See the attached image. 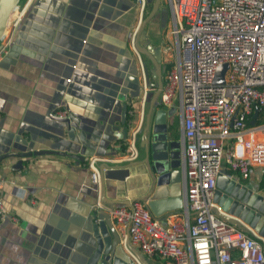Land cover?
<instances>
[{"label":"crops","instance_id":"crops-1","mask_svg":"<svg viewBox=\"0 0 264 264\" xmlns=\"http://www.w3.org/2000/svg\"><path fill=\"white\" fill-rule=\"evenodd\" d=\"M20 5L25 11L17 25L14 20L9 25V53L0 62V206L6 210L0 218V264H83L94 241V207L107 212L130 199L149 203L157 187L144 165L123 181L105 178L98 186L89 164L97 159L99 170L145 157L143 128L154 96L142 97L139 57L130 42L144 18L133 0H22ZM150 24L146 39L165 72L173 59L166 50L171 35H155L158 21ZM126 102L134 105L130 137L139 130L133 161L127 160L129 139L123 138ZM64 109L76 119L70 126L53 117ZM173 122L182 138L177 110ZM223 173L264 195V166L247 180L225 166ZM130 245L131 258L135 253L148 264H165Z\"/></svg>","mask_w":264,"mask_h":264},{"label":"built area","instance_id":"built-area-1","mask_svg":"<svg viewBox=\"0 0 264 264\" xmlns=\"http://www.w3.org/2000/svg\"><path fill=\"white\" fill-rule=\"evenodd\" d=\"M137 2L143 16L148 0ZM168 3L172 40L166 50L173 59L162 78L159 103L175 108L181 117L183 207L164 220L142 199L108 207L107 212L126 248L136 245L165 264H264V241L221 218L222 208L215 201L224 166L244 180L264 166V0ZM25 8L17 12L14 25ZM138 28L131 35L132 47L139 57L146 100L153 87L135 47ZM9 40L4 34L0 62L9 52ZM223 64H228L226 82L219 85L215 78ZM58 114L67 116L68 111ZM138 131L128 141L129 161L138 158ZM89 164L92 181L100 186L97 159ZM5 216L0 206V218Z\"/></svg>","mask_w":264,"mask_h":264},{"label":"water","instance_id":"water-1","mask_svg":"<svg viewBox=\"0 0 264 264\" xmlns=\"http://www.w3.org/2000/svg\"><path fill=\"white\" fill-rule=\"evenodd\" d=\"M21 1L0 0V42L8 27L11 14L20 6ZM160 2L161 0H156L152 11L140 22L135 40L136 49L152 58L159 76L158 85L153 86L155 91L149 93V96H154V100L143 128L142 147L145 150V157L137 163L106 164L99 169L102 184V179L105 178L123 181L130 175L132 168L144 165L149 176L154 177L157 182L154 193L149 197L148 205L158 218L167 212L183 207L182 140L177 137L173 122L176 110L175 108L168 110L160 107L156 102L163 85L162 59L154 46L150 44L142 46L140 43V41L146 40L147 30L144 29V26L156 15ZM227 70L228 64L219 67L215 78L216 84L222 85L226 82ZM132 107L134 105L128 102L123 105L122 124L127 126L123 130L124 140L129 139L131 128L136 125L134 117H132L134 113L131 114ZM257 114L258 112L255 116ZM53 117L68 126L73 120H76L74 115L69 113L67 116H60L58 111ZM215 201L222 208V212L218 211L221 218L248 233L257 234V237L264 241V195L247 184L221 173L217 181ZM94 211L97 215L93 224L94 241L91 245V252L84 255L83 264H148L143 257H139L135 253L136 259L131 258L128 251L133 252V248L130 244L127 248L122 244L119 231L112 224L108 212L97 206L94 207Z\"/></svg>","mask_w":264,"mask_h":264},{"label":"rangeland","instance_id":"rangeland-1","mask_svg":"<svg viewBox=\"0 0 264 264\" xmlns=\"http://www.w3.org/2000/svg\"><path fill=\"white\" fill-rule=\"evenodd\" d=\"M155 1L156 0H148L146 10L143 14V18L147 17L148 14L152 11ZM154 19L158 21V24H156L155 29H154V34L162 38L168 37L167 35L170 32L171 27H172L171 11H170L168 0H161L158 12L153 18L150 19V21L152 22ZM150 21H148L146 25L144 26V29L148 30L149 32H150L151 26L153 27V25L150 24L151 23ZM162 25H165V27L163 28ZM171 40H172V37H171ZM167 41L168 43L170 42L169 39H167ZM130 42L132 46V36L130 37ZM140 43L142 46H146L148 44V40L146 39V40L140 41ZM141 54H142V59L146 64V70H147L148 77H149V84L153 83L154 84L153 86L156 87L159 83V79L158 78L153 79L152 77L156 71L155 64L153 61L150 60L151 58L146 53L141 52ZM162 72H164L163 68H162ZM165 74H166L165 72L162 74L163 79L165 77ZM157 99L160 102V95H158Z\"/></svg>","mask_w":264,"mask_h":264},{"label":"bare ground","instance_id":"bare-ground-1","mask_svg":"<svg viewBox=\"0 0 264 264\" xmlns=\"http://www.w3.org/2000/svg\"><path fill=\"white\" fill-rule=\"evenodd\" d=\"M16 14H17V10L13 11V13L11 14V17H10V20H9V23H8V27H7L6 31H5V34L8 31L9 25H10L11 21L14 19V17L16 16Z\"/></svg>","mask_w":264,"mask_h":264}]
</instances>
